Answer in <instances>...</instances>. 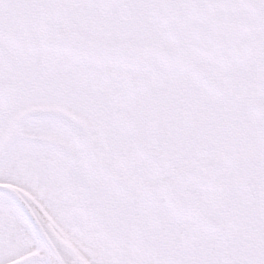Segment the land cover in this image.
I'll use <instances>...</instances> for the list:
<instances>
[{"label": "snow or ice", "instance_id": "obj_1", "mask_svg": "<svg viewBox=\"0 0 264 264\" xmlns=\"http://www.w3.org/2000/svg\"><path fill=\"white\" fill-rule=\"evenodd\" d=\"M0 264H264V0H0Z\"/></svg>", "mask_w": 264, "mask_h": 264}]
</instances>
